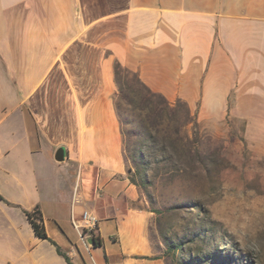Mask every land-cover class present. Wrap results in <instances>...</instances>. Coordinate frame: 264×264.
<instances>
[{"label":"crops","instance_id":"crops-1","mask_svg":"<svg viewBox=\"0 0 264 264\" xmlns=\"http://www.w3.org/2000/svg\"><path fill=\"white\" fill-rule=\"evenodd\" d=\"M117 63L202 121L264 124V0H0V264H169L128 174Z\"/></svg>","mask_w":264,"mask_h":264},{"label":"rangeland","instance_id":"rangeland-1","mask_svg":"<svg viewBox=\"0 0 264 264\" xmlns=\"http://www.w3.org/2000/svg\"><path fill=\"white\" fill-rule=\"evenodd\" d=\"M119 77L132 104L148 94L136 72L121 67ZM153 101L160 119L149 107L127 112L125 143L131 180L133 156L145 163L146 178L138 174L133 183L151 212L159 256L169 264H264V124L202 121L182 99L156 93ZM138 114L153 139L135 135ZM94 252L105 253V246Z\"/></svg>","mask_w":264,"mask_h":264},{"label":"trees","instance_id":"trees-1","mask_svg":"<svg viewBox=\"0 0 264 264\" xmlns=\"http://www.w3.org/2000/svg\"><path fill=\"white\" fill-rule=\"evenodd\" d=\"M121 67L122 66L120 65V63H117L115 66L116 80H117V84L119 87L118 98L123 97L124 100L128 99L129 103H127V105L135 106V108L133 107L132 109L124 108L122 102H120V100H118V99L116 100V108H117L119 120L121 122V125L123 126V132H124L125 136H127V132L125 130V123H126V121L129 120L128 116L125 117L127 112L139 110L142 113L143 109H147L149 107L151 115H153V118L157 120V119H160V116L162 115V111H161L162 109L158 108V104H156L153 101V96H155L157 92H153L152 90H150L147 87L146 88L148 89V94H150V95H148V94L145 95L143 93H139L136 95V99H137L136 104H132V100L128 96V87H126L125 84L122 83V81L119 77V70ZM140 116L141 115H139V114L136 115V118L137 119L139 118L138 119L139 124L137 126V131L135 132V135H142L148 139H153L152 133L148 131L147 125L145 124L146 123L145 119L140 118ZM149 117H151V116H149ZM133 159H134V163L137 167V170L135 171V174L132 176V181L135 183L136 182L138 183V180L136 178V176L138 174H141L142 179L144 181V179L146 178V169H143L142 167L145 165V163L143 161H139L136 158V156H133ZM0 198L3 199V196L1 194H0ZM25 212L27 213V215L29 216V218L32 222L35 233L40 237L50 239L48 237L47 233L43 230V227L41 226V224L38 222V220L41 219V215H40L39 210H35L34 212H29L26 210ZM98 244H100V239L95 238V245H98ZM67 259H69L68 256H67Z\"/></svg>","mask_w":264,"mask_h":264},{"label":"built area","instance_id":"built-area-1","mask_svg":"<svg viewBox=\"0 0 264 264\" xmlns=\"http://www.w3.org/2000/svg\"><path fill=\"white\" fill-rule=\"evenodd\" d=\"M99 216L90 209H84L81 212V219L79 223H75L78 229L79 237L85 249L91 254V249L94 246L89 238H97V232L99 230ZM92 256V254H91Z\"/></svg>","mask_w":264,"mask_h":264},{"label":"water","instance_id":"water-1","mask_svg":"<svg viewBox=\"0 0 264 264\" xmlns=\"http://www.w3.org/2000/svg\"><path fill=\"white\" fill-rule=\"evenodd\" d=\"M56 159L58 161H64L65 158H66V151L65 149L62 147V148H59L57 151H56ZM89 241L95 245V240L93 238H89Z\"/></svg>","mask_w":264,"mask_h":264}]
</instances>
